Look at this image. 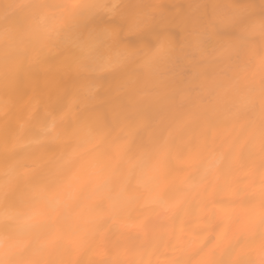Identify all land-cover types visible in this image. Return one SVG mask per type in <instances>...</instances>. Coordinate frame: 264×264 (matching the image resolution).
<instances>
[{
	"label": "clouds",
	"instance_id": "1",
	"mask_svg": "<svg viewBox=\"0 0 264 264\" xmlns=\"http://www.w3.org/2000/svg\"><path fill=\"white\" fill-rule=\"evenodd\" d=\"M0 264H264V0H0Z\"/></svg>",
	"mask_w": 264,
	"mask_h": 264
}]
</instances>
